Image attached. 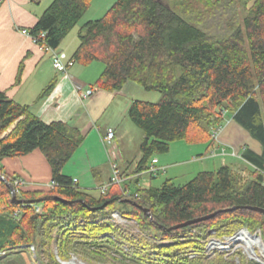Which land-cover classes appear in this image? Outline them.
Segmentation results:
<instances>
[{
  "label": "trees",
  "instance_id": "trees-1",
  "mask_svg": "<svg viewBox=\"0 0 264 264\" xmlns=\"http://www.w3.org/2000/svg\"><path fill=\"white\" fill-rule=\"evenodd\" d=\"M90 3L52 0L28 32L40 43L59 48ZM78 40L70 59L82 65L93 61L104 65L95 82L98 88L117 91L130 82L161 94L157 102L133 99L127 110L143 131L141 157L132 175L122 171L129 176L126 181L92 194L62 173L83 142L81 130L67 122L46 123L29 105L0 90V159L39 149L55 183L46 193L26 192L22 187L18 198L43 199L15 204L7 184L0 180V264H27L26 255L33 256L28 247L32 244L38 259L40 254L44 264H55L49 251L50 232L55 229L65 242L62 247L58 244L59 257L79 239L112 245L115 231L121 229L119 240L134 247L132 256L137 246L142 255L148 253L161 264L186 259L188 248L202 255L206 236L223 239L240 228L259 230L264 240V214L246 207L264 209V0H115L102 18L79 27ZM53 85L37 100L49 94ZM227 115L262 146L261 155L250 150L242 153L255 166L250 177L221 165L197 172L184 184L166 179L159 187L139 185L151 159L167 152L171 142L212 143L215 129L223 126ZM0 175L12 184L18 178L1 167ZM123 191L131 192L130 196ZM138 205L149 209L150 215ZM219 209L228 210L185 227H160ZM115 210L125 219L136 220L144 233L139 230L127 237L123 224L110 220ZM38 236L42 237L39 245ZM122 248L118 251L127 256ZM152 250L155 254L148 252ZM138 259L146 262L148 257ZM32 262L41 264L35 257Z\"/></svg>",
  "mask_w": 264,
  "mask_h": 264
},
{
  "label": "crops",
  "instance_id": "crops-1",
  "mask_svg": "<svg viewBox=\"0 0 264 264\" xmlns=\"http://www.w3.org/2000/svg\"><path fill=\"white\" fill-rule=\"evenodd\" d=\"M51 1L0 0V90L18 103L29 105L31 111L46 123L62 121L81 130L84 135L83 142L65 163L62 173L75 178L81 188L91 190L105 183L111 176L109 152L115 157L117 152L121 155L125 163L120 166L117 163V166L130 174L141 157L140 151L131 163L130 157L122 156V144L119 142L123 138L121 130L129 126L126 114L134 98L127 94L128 89L131 93L138 89L130 82L117 91L98 88L95 82L102 71L95 77L88 78L83 66L76 67L79 64L77 62L69 67L67 74L53 68L49 53L40 50L29 34L22 32L35 25ZM79 27L76 34L69 36L73 28L62 40L59 48H56L64 52L66 57L70 58L78 46ZM51 82L54 85L49 94L37 100ZM88 88L92 90L91 94H80ZM109 126L114 128V141L106 144L102 138ZM13 127L12 125L3 135ZM245 150L256 155L262 154L261 144L229 116L212 143L177 140L171 142L167 152L155 157L158 165L165 168L166 175L187 164L206 165L204 169H199L200 172L213 170L221 165L252 170L255 166L242 156ZM211 166H214L213 169ZM0 167L4 173L26 180V185L22 186L26 192L42 193L50 189L51 168L39 149H34L27 155L4 157L0 159ZM140 176L139 185L142 177L147 174ZM148 177L149 180L146 179L142 186H153L150 181L153 177ZM174 177L176 176L167 179L173 181Z\"/></svg>",
  "mask_w": 264,
  "mask_h": 264
},
{
  "label": "rangeland",
  "instance_id": "rangeland-1",
  "mask_svg": "<svg viewBox=\"0 0 264 264\" xmlns=\"http://www.w3.org/2000/svg\"><path fill=\"white\" fill-rule=\"evenodd\" d=\"M114 1L115 0H91L90 7L87 9V11L82 16V18L80 19L78 24L74 27V29L69 33L70 34L69 36L76 34L77 28L80 25L84 24L86 21L98 19L100 17L102 18L106 9L109 6H111V3H113ZM77 66L81 67V68H82V66L84 67L83 68L85 70L84 73L86 74V77H88V78H93L96 75H98V73L100 71H102V69L104 67V65L99 61H93V62L89 63L87 66L82 65V64L81 65L76 64V67ZM131 84L133 86H136V88L138 89V91H132V93H131L130 89H128L127 94L134 97L133 99H138V100H143V101H151V102H157L160 99L161 94L158 91H156V90L146 91L141 86H139V84H135V83H131ZM226 117L228 118L229 116L227 115ZM126 120H128L127 122H128L129 126L123 127V129L121 130V133L123 134V138L119 142H120V144H122V151H121L122 156L125 155V157H130V159H132L130 162L132 163L134 158H136L137 155L140 154L139 144L142 140L143 132L139 127H137L129 119L128 116H126ZM221 130H222V128H221ZM220 131L218 132V134L220 133ZM218 134H217V136H218ZM112 141H114V139ZM103 142H104V140H103ZM116 151H117V149H116ZM222 153H223V151H222ZM232 154L234 155L235 153L232 152ZM115 163L116 164L118 163V166L125 163V160L121 159V155L118 154V152H117V156L115 158ZM110 166H111V164H110ZM204 167H206V165L203 166L200 164V166H199L197 164H195V165H188L187 164V165H184L182 167H178L179 169H176V172L171 171V173L169 172L167 175H166V171L161 172V173L157 174V176H154L150 181H152V185L154 187H159L162 184V182L165 181V179H167L168 177L176 176L173 178L172 182L175 184H184L187 181H189L199 171V169H204ZM212 167H214V166H211V168ZM211 168H209V169H211ZM181 169H184V170H181ZM233 169L235 171H237L239 174H241L243 177H250L252 174V170H253V169L252 170L248 169L246 167H241V169L239 167L233 168ZM119 170H120V175L124 178V180L122 182L126 181V178L128 179L129 176L122 175V169L120 168ZM179 170H181V171H179ZM171 174L173 176H171ZM111 175H112V170H111ZM130 177H132V176H130ZM148 178H149L148 176L142 177L143 180L141 181V186L144 185L146 179L149 180ZM110 179H111V176L107 179L106 182H109ZM51 181H53V180L51 179ZM51 181L49 182L50 189L55 185V183H54V185H52ZM26 182H25V185H26ZM105 183L99 184L98 186L92 188L90 191H94V193L95 192L100 193V191H101L100 186H102ZM11 184H12V182H11ZM77 185H78V183H77ZM12 186L14 187L13 184H12ZM132 186H134V185H132ZM14 189H15V187H14ZM132 189H133V187H132ZM87 190H89V189H87ZM44 193H46V191ZM16 194H19V193L16 192ZM37 210L40 211L39 208H37ZM111 213L113 214V212H111ZM112 214L110 215L111 222L121 224V223L111 219V218H113ZM121 218H123V217H121ZM121 221H124L122 228H124L126 230L124 232L127 235V237H129V236L133 237L132 234H134L136 232L138 233L139 230L141 231L142 234L144 233L141 228L139 229V227H138L139 223L137 224L136 220L123 218ZM115 228L117 229V227H115ZM116 231H118V232H116ZM116 231H115V236H116L115 239L116 240H113L112 245H109V244H107V245L104 244L103 246L101 244H97V245L95 244L94 245L91 242L83 241L81 239H79L78 241L76 240L75 243L73 241V243L75 244L74 245L72 243V241H70L72 243V246H70L68 250L63 251L64 255L62 257H59L58 252H57L58 251V244H60V246L62 247V246H64L65 242L62 243V239L64 238L63 234L59 235L58 231L55 229L52 232H50V236H51L52 240L49 244L50 245L49 251L51 252V254H54V256H55V259H56L55 264H161V260H159V261L155 260L154 261V259H152L148 255V253H145L144 255H142V252L140 253L139 251L136 250V248H139L137 246H135L136 248H135V253H134V254H136V256H132L130 252H133L134 247L130 246L126 243L124 244L123 239L119 240L120 232H122L121 229L116 230ZM191 231L196 232L197 229L191 228ZM252 231L253 230H251V233H252ZM209 233H213V232L211 231ZM60 237L62 238L61 240H60ZM212 238L219 240L221 243L218 245L212 246L211 248H207L208 243ZM41 240H42V237L38 236L36 239L37 245H39L41 243ZM116 241L119 244L118 243L116 244ZM203 242H204V249L201 253L202 255H198L196 251L195 252L190 251L189 248L184 249V251L186 253L185 254L186 257L185 256L184 257L186 259H180V260L177 259V261H173L172 264H213L215 260H216V262L218 261V264H225V262H228L230 264H264V246H263V249H261V247H257L258 248V249H256L257 254H255L254 256H251L246 249V244H244V243L233 244L232 242H227V240H225V238L221 239L219 237H217V238L211 237V235L209 237L206 236V238L203 239ZM223 242H226L227 244H225ZM122 245H124L123 248H122ZM28 247L30 248L29 251H31V255H33V256L26 255L25 261L27 264H36V262H32V261H34V257H35L36 261H40L41 264H44V262H46V259H44L45 257L44 258L41 257L40 254H39V258H42L41 260L38 259V256L36 257V252H34L35 249H34L33 244L29 245ZM119 248H122V250L124 249L126 251V253L128 252V255L127 256H125V254L121 255L122 252L118 251ZM40 249L41 248H39V250ZM148 252L155 254L154 250L148 251ZM123 256H125L127 258H125ZM140 256L148 257V259L146 260V262H141L140 259H138V257H140ZM220 261H221V263H220Z\"/></svg>",
  "mask_w": 264,
  "mask_h": 264
},
{
  "label": "built area",
  "instance_id": "built-area-1",
  "mask_svg": "<svg viewBox=\"0 0 264 264\" xmlns=\"http://www.w3.org/2000/svg\"><path fill=\"white\" fill-rule=\"evenodd\" d=\"M22 32L25 34H29V32L27 30H22ZM29 36L32 38L33 42L38 46V48L40 50H42L46 53H49L50 61H51L53 68L57 72L67 74L69 67H71L73 65L72 59H70L69 57H66L64 52L58 51L55 48H51L47 44L40 43V41L36 40V38H33L30 34H29ZM41 36H43V34H41ZM91 91L92 90L88 88L80 94L83 96H87V95L91 94ZM221 128L222 127L220 126V127H217L215 129L214 136H217V134L221 130ZM113 138H114V128L112 126H109L105 131L103 140L106 144H109L110 142H112ZM108 158H109V163L111 164L112 175H111V179L109 182H106L105 184L100 186L101 191L106 190V188L111 184H120L124 180V178L120 175L119 167L115 163L116 157L113 156V154L111 152H109ZM164 171H165V168L162 167L161 165L160 166L158 165V159L154 156L151 159V162L148 165V167L145 169L144 174L157 175V174L164 172ZM73 181L75 183H77L75 178L73 179ZM13 182H14L13 185L15 187V191L19 192V190H21L22 186L25 185L26 181L22 178H14ZM51 184L54 185V181H51ZM130 193L131 192L126 191V192H124V195L130 196ZM112 216H113V218H111L112 220H115L121 224H124V221H121L123 218H121L120 214L117 211H113ZM232 235L225 237V240H227V242H232L233 244H237V243L246 244V249L251 256H252V254H257L256 253V249H258L257 247H261V249H263L264 240L262 239L261 233L259 230H256L255 232L251 233L246 228H240L235 233H233ZM253 238L255 240H257V243L256 242L248 243L246 241L247 239H253ZM218 243H221V242L219 240L212 238L209 241L207 248H211L212 246L218 245ZM223 243H226V242H223Z\"/></svg>",
  "mask_w": 264,
  "mask_h": 264
},
{
  "label": "water",
  "instance_id": "water-1",
  "mask_svg": "<svg viewBox=\"0 0 264 264\" xmlns=\"http://www.w3.org/2000/svg\"><path fill=\"white\" fill-rule=\"evenodd\" d=\"M0 180H3L4 183L7 184L9 190H10V194H11V202L15 203V204H19V203H25V202H28V203H35V202H39L41 201L43 198H37V199H23V198H18L16 195V192H15V189L14 187L12 186L11 182H9L5 176L3 175H0ZM71 202V201H69ZM145 214H148L150 215V212H149V209L147 208H144L140 205H138ZM247 208L249 209H252V210H256V211H260L264 214V209L263 208H259V207H255V206H246ZM237 208V206H234L232 207L231 209H235ZM223 210H228V209H219V210H216V212H212V213H209V214H206V215H202V216H199V217H196L194 219H191V220H187V221H184V222H181V223H178V224H175L171 227H168V228H165V227H162L160 226L162 229H167V230H172V229H177V228H181V227H185L187 225H190V224H193V223H197V222H200V221H204L206 219H209L211 217H213L214 215H216L217 212H221ZM233 236V235H232Z\"/></svg>",
  "mask_w": 264,
  "mask_h": 264
},
{
  "label": "bare ground",
  "instance_id": "bare-ground-1",
  "mask_svg": "<svg viewBox=\"0 0 264 264\" xmlns=\"http://www.w3.org/2000/svg\"><path fill=\"white\" fill-rule=\"evenodd\" d=\"M249 231V230H248ZM250 232V231H249ZM244 238V237H243ZM246 239V238H245ZM248 243H253V242H256L257 243V240H255L254 238L253 239H247L246 240ZM220 244V243H218ZM226 244V243H225ZM227 246V245H226ZM229 246V245H228ZM255 254H252V256H254ZM258 258V257H257Z\"/></svg>",
  "mask_w": 264,
  "mask_h": 264
}]
</instances>
